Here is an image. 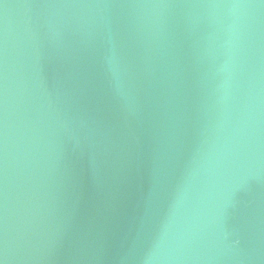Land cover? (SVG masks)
<instances>
[{
    "label": "water",
    "instance_id": "obj_1",
    "mask_svg": "<svg viewBox=\"0 0 264 264\" xmlns=\"http://www.w3.org/2000/svg\"><path fill=\"white\" fill-rule=\"evenodd\" d=\"M0 264H264V0H0Z\"/></svg>",
    "mask_w": 264,
    "mask_h": 264
}]
</instances>
